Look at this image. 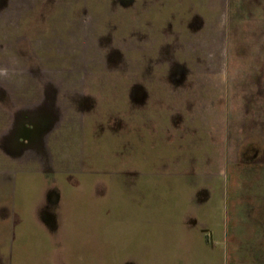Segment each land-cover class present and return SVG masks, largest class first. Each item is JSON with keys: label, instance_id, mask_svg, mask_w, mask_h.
<instances>
[{"label": "rangeland", "instance_id": "obj_1", "mask_svg": "<svg viewBox=\"0 0 264 264\" xmlns=\"http://www.w3.org/2000/svg\"><path fill=\"white\" fill-rule=\"evenodd\" d=\"M245 1L238 6L234 0L229 15L227 0H91L90 11L85 0H0V192L5 190L11 245L20 241L19 218L10 219L12 196L18 211L28 199L25 216L37 227L46 191L54 189L59 201L55 231L34 230L32 246L24 237L31 255L16 264H264V0ZM178 70L193 73L201 84L193 104L204 125L216 113L220 118L215 106L220 110L222 103L240 123L232 127L240 139H218L215 152L204 154L206 174L179 177L208 188L211 198L199 206L190 190L181 216L173 200L179 193L163 188L175 177L165 174L161 161L149 154V165L134 181L151 186L132 189L124 173L131 168L129 145L128 151L112 145L130 141V116L140 117L149 98L151 109L191 103L190 95L166 92L131 110L132 87L145 90L160 71ZM52 112L53 123L46 118L40 127L48 138L42 139L41 157L34 148L20 154L12 146L14 126H30L27 116ZM214 170L218 181L210 175ZM211 209L225 231L224 239L214 241V253L191 238L179 243L185 254L175 255L165 228L178 223L181 229L180 221L186 226L192 217L209 227L204 212ZM143 229L150 246L140 255V246L137 253L130 244ZM8 261L0 256V264Z\"/></svg>", "mask_w": 264, "mask_h": 264}, {"label": "crops", "instance_id": "obj_2", "mask_svg": "<svg viewBox=\"0 0 264 264\" xmlns=\"http://www.w3.org/2000/svg\"><path fill=\"white\" fill-rule=\"evenodd\" d=\"M193 103L162 106L160 109L165 113H163L162 117H157L155 115L154 124L149 120L150 114H148V105H145L146 109L140 108V117L136 119V136H131V170L136 171L135 177L137 178L139 171L145 170L149 165L150 159L152 158L149 154H152L157 160L161 161V165L165 169L163 170L165 174L175 177V179H172V181H174L173 184L166 183L163 185V188L164 190L166 188L172 189L176 193H179L177 198L174 197L173 200H177V204L180 206L178 208L180 210V216L182 209L188 204L187 201L183 199L184 194L190 190L194 192L195 201L199 206L206 205L211 198L208 188H200V184H198L197 181L187 183L179 177L196 175L197 173L199 175L206 174V171L205 173L202 172L204 171L202 168L203 161L205 160L204 154L207 153L209 156L211 152H215L218 139H240V137L235 136L237 134L233 136L232 127L234 129V126L236 125L237 127L240 123L235 119L233 113H229L231 110L230 106L228 112L227 105L225 109V103L220 105V110L215 106V111L220 114V118L217 119V113L215 112V119L206 126L202 123L203 121L199 113L201 110L195 109L196 106H194ZM158 108L159 107L156 109L159 110ZM152 124L153 133L150 132V126ZM131 127L133 131L134 123ZM219 174L220 172L216 170L210 173L211 176L215 177L214 180L219 177ZM135 177L133 176L131 179L132 189H137L139 187L144 189L145 187L151 186L148 180L143 179L138 182V179H136V181H134ZM213 186L217 192L219 188L218 184L213 183ZM2 195L3 193L0 192L1 198ZM1 198L0 210L5 207V201ZM169 211H167L166 215L169 214ZM213 211V209H211L210 212L203 211L205 217H210L209 223L211 224L209 227H205L197 218L192 217L188 220L186 226L180 221L181 229L178 223H176L174 227L172 223L169 227L167 226L165 228V235L170 240L175 255L182 256L185 254V252L181 251L183 249L180 248L182 246H180L179 243L184 245L186 240L191 238L198 239L201 245L205 246L210 253H214L217 246L214 241L217 239H224L225 231L223 222H221L219 218H217V220L211 218ZM0 224V256L16 255L18 257H25L26 255H31L28 253L30 250L26 251L27 248L24 247L25 243H23L22 246L18 244L19 247H15L13 244L11 245L10 233L7 227L5 230V221L1 217ZM48 235L50 240L51 235ZM34 238L33 234L26 237V239L29 240L28 246H32ZM39 238L42 239V237ZM147 238L148 232L145 229L141 230L137 236H132L130 244L131 250L136 247V252L139 253L138 247L140 246V255L147 254V249L150 246V242L148 243ZM26 239L25 242H27ZM177 262V264H179L178 260Z\"/></svg>", "mask_w": 264, "mask_h": 264}, {"label": "flooded vegetation", "instance_id": "obj_3", "mask_svg": "<svg viewBox=\"0 0 264 264\" xmlns=\"http://www.w3.org/2000/svg\"><path fill=\"white\" fill-rule=\"evenodd\" d=\"M234 0H227V13L230 15V10H231V5H232V2ZM244 2H246L245 0H238L237 2V5L238 6H244ZM85 4H86V8L89 9V11L91 10L90 7H91V0H85ZM99 15V14H98ZM98 28H102V26H97ZM112 32H115L114 30ZM137 58V56H136ZM192 60V59H191ZM181 62H186V61H181ZM132 73H130V81L131 83L135 80V75H131ZM155 77V76H154ZM146 78H150L147 74ZM155 79L157 81H155L154 79L151 81V86L149 87H146L145 90L142 89V87H139V88H134L132 87V89H130V100H131V103H130V107H131V110H134L136 109L137 107H139L138 105H140V107H142L143 105H145V103L143 101H146V99H148L149 95L154 97V96H158V95H161L162 97L165 96L166 92H168L169 94L172 93H175L176 95H190V99H192L193 97V100H191V103H193V101H195V96L197 94H201L202 92V88H201V84L196 81L195 79V76L193 73H189L186 72V71H172V72H159ZM140 92V96L137 97V94H139ZM169 96V95H168ZM155 98V97H154ZM132 101L135 102L132 103ZM228 102V101H226ZM143 103V104H142ZM148 103H152L150 102V98L148 99L146 105H148V114H150V117L152 118L150 121L151 123L154 124V117L155 115L157 117H162L163 116V113L165 112H162V106H168L169 104H161L162 106H160L157 110L156 109V106L152 107L151 109V105L148 104ZM195 103V102H194ZM193 105V104H192ZM156 109V110H155ZM164 109V108H163ZM1 110L3 111V116H5V105L4 106H1ZM232 111V109L230 110ZM133 114V113H130V115ZM48 115V116H47ZM46 117H42L41 114H37V115H30V116H27V119L28 121H25L26 123L30 124V126H27L25 124H22L21 122L18 124L17 122H15V125L17 126H14L12 129H14L13 131V134H14V143L16 142L17 145H12V146H15L17 147L19 150V153L22 154L24 152H26L27 150H29L28 152H30V150H32V148H34V153L37 154V156H40L41 155L39 154V148L41 147V142H43L42 139H48L44 136V129H41L42 127V124L44 123V121H46V118H48L47 120H50L49 121V125H51V123H53L54 121V116H55V112L53 113H47ZM37 119H34L36 118ZM25 119V118H23ZM137 119V117H136ZM136 119L135 121L132 120V117L130 116V119H129V134H130V141H119L120 139H116L114 140L115 142H113L112 145H114L115 143L117 144H120L121 146L124 147V149H128V145H129V148H130V155H126L128 152V150L125 152V155L129 158V162H130V165H131V136H136V133H137V130H136ZM19 122V120H18ZM134 123V128H133V131H132V124ZM131 124V126H130ZM153 124L150 126V132L153 133ZM13 126V125H12ZM37 127L40 128L38 129L37 131H35V128ZM12 131V130H11ZM43 132V133H42ZM116 137V135H113V137ZM106 137V136H105ZM112 138V137H111ZM0 139H3L4 141L2 142V147H3V152L5 154V120H2L0 121ZM7 139H9V137L7 136ZM84 139H86V137H84ZM105 138H103L102 140V145L103 147L105 146V141H104ZM101 145V143H99ZM112 145H110L109 147H111ZM29 146V149H20V148H24V147H28ZM5 172V170H3ZM21 173L19 171H17L13 177V186L15 187L16 185L18 186V182H19V178H18V174ZM125 175H127L128 177H130V179L133 178V176L135 177L136 176V171L134 170H131V168L129 169V172H124ZM22 175V174H21ZM27 182L25 183V185L29 186L32 184V179L31 177H27ZM2 181L3 183H5V173L4 175H2ZM3 187L5 188V184H3ZM3 195H2V198L4 201H5V190L3 191ZM56 193V191L54 189L52 190H48L46 191V195L48 194L49 195V198L46 199V202L42 204V206L40 207V209L38 208V218H39V222L38 224H40L38 227L35 225L36 222H32L31 220L28 221L26 216H25V213H27V211L29 210V207H30V204L29 205H26L27 202L26 200L28 201V199H24V202H22L23 204V210L22 211H18L17 209V201H16V197L14 198L12 196V205H13V208H12V217L10 218L11 220H13V222L15 223V220L17 218H19V222H17V225H18V229H17V236H18V240L19 241V245H23L25 238L24 237H27L28 235H31L34 233V230H36L38 233L39 231H43V229L45 230H49L50 232L52 231H55V229L57 228V217H56V208H57V205H59V201L57 200V203L55 202V199H54V195L53 193ZM54 193V194H55ZM25 198H26V195H25ZM33 201V200H32ZM26 202V203H25ZM31 203V202H29ZM34 203V202H33ZM28 207V208H27ZM28 209V210H27ZM3 211V215H2V219L5 221V207H3L2 209ZM6 221H8V232L11 230V222L9 221V219H7ZM32 222V223H31ZM37 224V225H38ZM6 228V229H7ZM10 233V232H9ZM15 238V236L13 237ZM23 241V242H21ZM22 256L18 257L16 255H9L8 256V262L9 264H16V261L21 258ZM20 260V259H19ZM129 264V263H128Z\"/></svg>", "mask_w": 264, "mask_h": 264}, {"label": "trees", "instance_id": "obj_4", "mask_svg": "<svg viewBox=\"0 0 264 264\" xmlns=\"http://www.w3.org/2000/svg\"><path fill=\"white\" fill-rule=\"evenodd\" d=\"M119 141H121V140H119Z\"/></svg>", "mask_w": 264, "mask_h": 264}]
</instances>
